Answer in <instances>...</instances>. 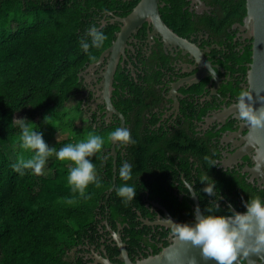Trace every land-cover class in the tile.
Masks as SVG:
<instances>
[{"label":"flooded vegetation","instance_id":"obj_1","mask_svg":"<svg viewBox=\"0 0 264 264\" xmlns=\"http://www.w3.org/2000/svg\"><path fill=\"white\" fill-rule=\"evenodd\" d=\"M185 1L183 10L191 17L177 29L163 17L173 5L167 0L158 3L160 16L174 35L155 30L152 21L146 20L126 38L115 56L117 67L111 101L123 114L124 127L132 132L140 124L143 135L157 131L165 154L149 158L148 166L154 174H136L139 196L137 204L131 203L130 213L123 211L117 218L105 210V214L97 216L98 233L93 241L86 239L79 253L83 264H100L99 257L122 264L118 238L134 262L158 254L174 238L167 224L169 217L191 223L198 207L204 212L214 205V197L202 191L205 185L199 181L205 173L215 181L216 203L224 211L231 206L236 212H244L245 202L252 195L264 198V166L258 158V147L250 141L248 125L242 124L233 106L236 93L249 88L252 39L242 27L244 18L231 16L233 21L227 25L229 6L223 5L227 0ZM119 6L102 15V25L117 27L106 49L115 42L123 26L118 18L127 16L135 7L124 14L126 10ZM247 47L251 49V61L245 63L241 58ZM232 54L238 60L229 59ZM100 56L79 73L80 110L95 127L114 129L122 127V119L116 112L109 115L103 98L105 75L114 56L111 52L98 62ZM212 66L216 70L214 78L208 71ZM122 90L125 96L115 94ZM109 148L113 157V191L122 184H117L116 173L117 149L122 147L111 143ZM205 155L216 165L209 167L203 160ZM160 172L167 175L166 182L156 177L155 173ZM156 182L173 193L180 218L172 213L175 208L165 203L168 199L161 193L151 197ZM188 185H193L192 192H188ZM130 225L143 232L136 240L126 229ZM245 264H264V258H246Z\"/></svg>","mask_w":264,"mask_h":264},{"label":"trees","instance_id":"obj_2","mask_svg":"<svg viewBox=\"0 0 264 264\" xmlns=\"http://www.w3.org/2000/svg\"><path fill=\"white\" fill-rule=\"evenodd\" d=\"M138 1L0 0V264H83L79 253L86 239L93 241L98 233L97 216L105 214L106 210L112 217L119 218L123 211L131 212V203L137 204L139 191L132 201L125 203L116 195L115 188L119 185L109 190L114 186L111 143H106L101 153L89 158L96 165L100 186L90 184L85 190L87 198L73 192L68 185L67 173L71 166L68 161L54 157L48 164L52 171L49 175H34L30 170L21 175L12 164L18 155L26 158L30 155L17 145L19 130L14 119L18 115L35 123L33 127L42 133L45 142L59 129L67 132L64 141L52 146L57 150L66 143L83 140L90 132L106 135L112 130L95 127L85 114V126L75 125L77 116L84 113L80 110L79 73L86 64L96 61L114 39L117 27L102 25L103 13L122 5L127 14ZM167 1L173 9L167 10L163 17L177 29L191 17L183 10L187 2ZM223 5L229 6L227 25L233 21L231 16L240 20L246 16V0H227ZM93 24L106 34L107 40L101 48H90L89 53H85L79 47L80 40L87 39L86 29ZM250 54L251 49L247 47L241 59L245 63L251 61ZM229 59L238 60L234 54ZM115 94L126 95L124 90ZM70 109L77 112L73 118L68 115ZM123 113L127 117L126 109ZM65 117H68L66 121ZM137 127L130 132L135 143L117 149L116 163L117 175L124 161L132 165L131 179L123 181L118 175L117 184L128 183L136 190V174H154L148 166L149 158L157 153L158 158L165 154L157 131L143 135L141 125ZM15 146L17 151L12 158L9 149ZM155 175L163 182L168 180L162 172ZM151 192V197L161 193L168 199L165 203L175 208L172 213L181 217L173 193L167 191L164 184L156 182ZM219 209L218 214H229L230 209ZM126 229L135 240L143 233L131 225ZM145 241L148 242L146 237Z\"/></svg>","mask_w":264,"mask_h":264},{"label":"clouds","instance_id":"obj_3","mask_svg":"<svg viewBox=\"0 0 264 264\" xmlns=\"http://www.w3.org/2000/svg\"><path fill=\"white\" fill-rule=\"evenodd\" d=\"M86 38H82L79 44L85 53H89L90 48H101L107 40L106 34L94 24L86 29ZM89 58L95 60L94 56L89 55ZM208 71L214 78L216 70L213 66L209 67ZM253 104L250 89L241 88L236 93L233 103L236 108L235 115L243 125H248L252 129H264V104L259 107H254ZM14 121L19 130L17 145L30 155L27 158L18 155L12 164L13 169L21 175L25 170H30L34 175H41L48 159L54 154L57 160L70 162L67 183L73 192L84 198H87L85 190L90 184L100 186V180L96 176V165L89 158L101 153L106 143H118L121 147L135 143L127 127L117 126L106 135L90 132L83 140L66 143L57 150L46 144L42 133L33 127L35 123H29L25 118ZM203 160L209 167L216 165L208 155H205ZM118 175L123 181L130 180L132 165L124 161L118 169ZM199 181L205 185L202 191L214 197V207L208 206L204 212L197 209L194 222L191 223H176L168 219L172 236L199 248L205 260L213 259L216 264H245L248 256L264 253V198L252 195L245 202L244 212H236L230 206L229 214H218L220 209L215 199V181L206 173ZM115 191L125 203L132 201L136 194L135 186L128 183L119 185ZM192 191L193 185H188V192ZM174 258L173 253L165 256L170 262Z\"/></svg>","mask_w":264,"mask_h":264},{"label":"water","instance_id":"obj_4","mask_svg":"<svg viewBox=\"0 0 264 264\" xmlns=\"http://www.w3.org/2000/svg\"><path fill=\"white\" fill-rule=\"evenodd\" d=\"M159 0H140L134 9L125 17L118 18L123 26L118 32L117 38L113 44L106 49L100 56L98 62L104 60L105 56L112 52L114 58L108 66L105 75V84L103 90V98L106 99L107 109L109 115L116 112L122 119V127H124V116L121 112L115 109L111 95L113 91L114 75L117 67L118 52L122 50L126 38L136 30L146 20H151L154 28L157 31L174 35L170 28L164 23L159 13ZM247 13L244 17L243 29L248 30V35L252 39V62L247 73L248 84L253 95V106L259 107L264 104V0H246ZM182 41V40H181ZM184 45V44H183ZM236 110V108L234 107ZM248 137L250 141L254 142L258 147V158L260 163L264 166V129H252L248 126ZM113 154L116 157L115 146L112 148ZM112 188L110 189V191ZM199 209V207H198ZM200 210V209H199ZM200 212H202L200 210ZM172 222L184 223L178 221L173 217H169ZM171 227L170 222H167ZM120 244L122 264H216L213 259L205 260L200 253L199 248L192 247L190 244L181 242L173 238L170 245L164 247L158 254L149 256L147 258L132 261L126 251L124 243L118 238ZM173 253V261L165 259L166 254ZM264 258V253L260 255H250L247 258L256 260L257 258ZM100 264H116L107 258L99 257Z\"/></svg>","mask_w":264,"mask_h":264},{"label":"rangeland","instance_id":"obj_5","mask_svg":"<svg viewBox=\"0 0 264 264\" xmlns=\"http://www.w3.org/2000/svg\"><path fill=\"white\" fill-rule=\"evenodd\" d=\"M85 113H82V114H79L78 116H77V119L75 120V125L78 127V128H81V127H83V126H85V124H86V122H87V120L85 119V117L83 116ZM68 115H70V118H73V117H75L76 115H77V112H76V110L75 109H70L69 111H68ZM21 118V116H17V118L16 119H20ZM66 119H65V121L68 119V117H65ZM67 136H68V133L67 132H61L60 131V129L58 130V131H56L48 140H47V142H46V144H48L49 145V147H52L53 145H54V143H57V142H60V141H64L66 138H67ZM9 151H10V154H11V157L13 158L15 155H16V151H17V147L15 146V147H12V148H10L9 149ZM55 157V155L53 154V156H51L49 159H48V161H47V163H46V165H45V168H44V171H43V173L44 174H47V175H49V174H51L52 173V171L48 168V164L50 163V161L53 159Z\"/></svg>","mask_w":264,"mask_h":264}]
</instances>
